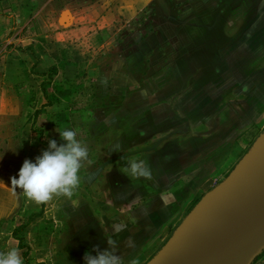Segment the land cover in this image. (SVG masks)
Returning <instances> with one entry per match:
<instances>
[{"label":"crops","instance_id":"obj_1","mask_svg":"<svg viewBox=\"0 0 264 264\" xmlns=\"http://www.w3.org/2000/svg\"><path fill=\"white\" fill-rule=\"evenodd\" d=\"M5 2H0V16L5 12L1 10ZM126 2L129 5L122 13L136 21L143 18L142 8L152 5L155 12L151 18L156 24L151 23L145 30L143 24L137 23L141 40L130 56L119 59H107V21L103 40L97 31L85 34L94 40L89 45L94 46L93 50L87 53L88 58L91 54L90 68L96 70V82L104 85L105 92L109 88L112 96L121 98L118 106L101 113L96 122L104 138L94 146L106 148L107 154L102 166L95 167L90 179H86L92 198L70 201L60 196L49 202L59 204L64 218L69 220L71 244L63 246L67 264H85L84 254L97 246L107 249V239L120 242L118 254L145 264L176 229L182 202L197 188L206 186L207 132H239L241 121L264 114V0H198L196 11L190 9L196 0H168L163 12L156 8L161 0ZM75 20L72 13L73 24ZM56 24L54 32L46 30L42 36H14L13 41L19 42L14 47L31 52L30 56L21 57L16 47L11 51L12 63L19 62L18 67L28 72L29 76L13 78L15 84H22L18 87L27 88L22 92L29 95L28 100L35 97L42 102V97L50 98L43 96L40 87L47 70L55 69L56 78L62 79L69 71L74 73L81 63V29L72 27L57 32L58 20ZM27 30L24 27L20 32ZM69 33L73 38L78 36L72 45L65 43ZM165 45L168 62L153 74L143 76L144 56ZM154 62L151 68L155 67ZM37 68L40 72L31 74ZM171 87L180 90L170 92ZM31 108L37 112V107ZM43 109L46 113L40 122H45L42 128L48 135V110L56 107ZM133 157L151 165L154 181L137 180L124 172L127 158ZM161 193L170 195L167 205L162 203ZM29 208H33L32 216L38 217L45 204ZM20 230L15 229L12 234L24 264H44L31 261L37 258L38 251L32 250V245H36L34 240L44 228L39 226L38 231L32 232V244L31 237L26 243L27 235ZM129 238L135 248L125 247Z\"/></svg>","mask_w":264,"mask_h":264},{"label":"rangeland","instance_id":"obj_2","mask_svg":"<svg viewBox=\"0 0 264 264\" xmlns=\"http://www.w3.org/2000/svg\"><path fill=\"white\" fill-rule=\"evenodd\" d=\"M126 1L128 0H6L4 8H1L5 12L0 16V31L4 30L0 35V54L2 53L0 55V156H3L0 160V180L9 187L11 186L10 178L13 176L18 178V172L26 159L34 162L35 158L47 149L49 139L62 142L59 132L73 129L78 132V139L88 146L91 163L85 162L81 168L79 176L84 180L80 181L79 188L69 200L92 198L91 185L86 179H90L95 167L102 166L107 154L106 148L94 146L95 142L99 144L104 138L99 133L96 122L101 119V113H107L118 106L121 97L112 96L109 88L105 92L104 85L96 82V70L90 68L88 60L91 59V54L88 58L87 53L93 50L94 46L89 45L94 44V40L89 39V35L85 34H95L97 31L103 40L104 26L107 21V59L130 56L135 50V45L141 40V36L136 32V24H143L145 30L151 27V23L156 24L151 18L155 9L152 5H146L141 11L143 18L137 21L131 20L122 13L123 8L129 5ZM161 1L156 8L163 12L168 8V0ZM197 1L190 4L191 10L196 11ZM67 13H70L71 17L72 13L75 15V23L73 24L72 18L65 26L58 23L60 29H57V32L69 30L72 27L81 29V35H79L81 40L83 39V44L79 46L81 63L76 68L77 71L75 69L76 73L69 71L62 79L56 78L57 73L53 68L47 70V73L43 72L44 75L46 73L47 78L40 87H42V93L44 92L43 96H50V98L43 100L42 97L40 98L42 102L35 97L31 99L32 101L28 100L29 95L22 92L27 88L18 87L22 84H15L13 80L15 76H29L28 72L26 68L24 70L18 67L19 62L12 63L13 52L11 51L16 47V52L21 57L30 56L31 52L22 50L21 46L14 47L19 43L13 41L14 36L18 34L22 39L29 33L42 36L46 30L54 32L53 28H56L58 18H67ZM24 27L28 28L27 33L20 32ZM75 39H78V36L73 38L69 33L65 43L72 45ZM41 43L39 41V45ZM9 45L12 47L10 46L11 48L4 52L5 47ZM159 49L154 54L144 56L142 63L146 70L142 72L143 76L153 74L157 68L168 62L166 45ZM153 60H155V67L151 68ZM36 72L39 73L40 68L31 74L37 75ZM175 88L171 87L170 92L180 90H178L179 87ZM43 106L51 109L56 107V110H48L46 119L48 135H45L46 129L42 128L45 127V122H40V118H43L46 113ZM34 107L38 108L36 113L29 109ZM263 133V113L241 121L239 132L218 130L207 132L208 146L205 147V153L208 159L206 166L209 178L206 180V186L197 188L196 193L193 192L189 199L186 197V200L182 202L181 211L176 215L175 227L181 224L208 192L223 182ZM27 201L19 190L16 195H13L9 188L0 186V251L17 248L13 242L15 235L12 234L15 229H21L20 233L27 235L24 238L26 243L31 237L32 244L35 238L32 232L38 231L39 226H42L44 228V232L40 234L42 236L38 235L34 240L36 245H32L34 248L32 250H38L37 258H32L31 261L39 260L44 264H67L63 246L71 244L72 235L69 220H66L62 214V207L53 202L47 203L44 212L34 217L32 216L34 212L31 210L33 208L29 207H34L35 203L30 201L28 204ZM29 248L31 250L30 246ZM43 249L47 252L42 254ZM252 264H264V251Z\"/></svg>","mask_w":264,"mask_h":264},{"label":"water","instance_id":"obj_3","mask_svg":"<svg viewBox=\"0 0 264 264\" xmlns=\"http://www.w3.org/2000/svg\"><path fill=\"white\" fill-rule=\"evenodd\" d=\"M263 251L264 133L145 264H252Z\"/></svg>","mask_w":264,"mask_h":264},{"label":"clouds","instance_id":"obj_4","mask_svg":"<svg viewBox=\"0 0 264 264\" xmlns=\"http://www.w3.org/2000/svg\"><path fill=\"white\" fill-rule=\"evenodd\" d=\"M60 140H48V147L43 150L35 161L26 159L18 172V178H10L11 186L0 180V186L9 188L13 195L17 190L27 200L37 204H47L55 197L71 199L80 185L79 172L85 162L89 160V149L80 139L78 132L65 129L59 132ZM3 156H0V160ZM122 159H125L122 157ZM124 172L132 178L154 181L151 165L144 159L127 158ZM170 195L161 193L160 199L167 205ZM148 209H145L147 213ZM119 243L115 239H107L108 248L101 250L98 246L92 252L83 256L85 264H138L137 259H127L125 255L118 254ZM126 248H135V242L129 238L125 241ZM0 264H24L23 257L18 248L0 251Z\"/></svg>","mask_w":264,"mask_h":264},{"label":"bare ground","instance_id":"obj_5","mask_svg":"<svg viewBox=\"0 0 264 264\" xmlns=\"http://www.w3.org/2000/svg\"><path fill=\"white\" fill-rule=\"evenodd\" d=\"M67 17H68V16H67ZM65 19H67V18H64V17H63V19L61 20V22L63 23V22L65 21ZM70 21H71V19L68 18V23H70Z\"/></svg>","mask_w":264,"mask_h":264},{"label":"trees","instance_id":"obj_6","mask_svg":"<svg viewBox=\"0 0 264 264\" xmlns=\"http://www.w3.org/2000/svg\"><path fill=\"white\" fill-rule=\"evenodd\" d=\"M3 1V0H0V2ZM25 264H29L28 262H25Z\"/></svg>","mask_w":264,"mask_h":264}]
</instances>
